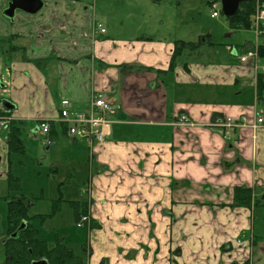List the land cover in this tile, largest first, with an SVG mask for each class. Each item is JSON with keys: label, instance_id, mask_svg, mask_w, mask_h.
Segmentation results:
<instances>
[{"label": "crops", "instance_id": "1", "mask_svg": "<svg viewBox=\"0 0 264 264\" xmlns=\"http://www.w3.org/2000/svg\"><path fill=\"white\" fill-rule=\"evenodd\" d=\"M12 1L0 0V108L10 118L7 127L0 121V209L9 213L12 200L28 212L40 205L32 186L19 190L22 158L62 174L52 187L57 194L72 192L83 169L76 198L61 208L42 203L52 212L38 214L54 216L68 205L76 221L89 215L78 229L89 234L88 264H253L262 242L257 206L235 205L234 190L252 188L264 202V126L217 121L264 114V56L257 68L239 57L264 45V35L256 42L251 29L230 23L224 38L213 30L195 41L170 35L166 25L177 20L162 11L174 0H41L35 13L19 6L11 19ZM177 40L202 46L185 49L171 68ZM99 94L114 106L105 140L70 135L62 100L86 112ZM30 134L41 142L36 152Z\"/></svg>", "mask_w": 264, "mask_h": 264}, {"label": "rangeland", "instance_id": "2", "mask_svg": "<svg viewBox=\"0 0 264 264\" xmlns=\"http://www.w3.org/2000/svg\"><path fill=\"white\" fill-rule=\"evenodd\" d=\"M110 2L112 0H109ZM135 2H141L144 3V0H125L124 5L127 6L128 3H134ZM163 1L165 3H168L171 0H159ZM177 1V4H174L173 9H163L162 13L164 17L172 16L174 19L177 20L172 23L167 28L168 34L174 35L175 31L180 35L181 33L184 34L186 40H196L198 38V34H202L199 38L203 40V38H206L208 32L210 30H213L216 33L217 37H223L225 34V30L227 29L226 25L229 24L228 19L222 12V5H221V14L218 18H212L211 17V5H208L209 0H174ZM171 11V13H170ZM155 15L152 17L153 19H156V17L160 16L159 12H153ZM166 13H170V15H167ZM131 24L136 22L135 19L130 21ZM180 26V28H179ZM258 41V40H257ZM229 116V115H227ZM30 140L27 138V141H30L31 144L34 146L33 151L36 152L39 149V145L41 142H38L37 139L30 134L29 135ZM47 144V143H45ZM45 144H42L45 146ZM42 154L39 153H33L34 158L41 156ZM24 160V164L26 165V168L23 167L21 169V172L19 170V176H20V188L19 190L25 188L26 191L30 190V187L32 186L34 188L33 193L38 194V200L40 201V205L35 206L31 211H29L28 216L31 218V223L34 228L39 229L40 236L50 242L51 244L54 243L56 236L59 234L62 236V234H66L68 241L73 245L75 250L77 252H80L82 249L83 243L88 239V233L87 235H84L81 230L78 229H85L86 225L79 226V220L76 221V216L73 214V210L71 206L64 205L63 209L59 210L57 215L50 217H41L39 212H42V210H48L52 212L51 209H46L44 207H41L42 203L47 202H53L56 205L60 206L64 202L65 204L69 203V199L72 196V199L75 197V190L80 185L76 183L77 180H83V169H80V175L78 178L73 179V184H71V190L72 192H68L65 190L61 194L55 193V191L52 189L55 185V182H57L60 178H62L61 173H50V169L47 168L46 165L43 167L38 166V164L33 160L29 158H22ZM47 164V162H46ZM52 175V176H51ZM38 181V182H36ZM39 187H44L45 190V197L44 195L39 191ZM64 193V195H63ZM64 196V197H63ZM52 199V200H51ZM4 205V204H3ZM3 205L0 203V207H3ZM259 205V204H258ZM257 205L255 219H256V225L255 228L258 229L256 231V235H259L262 237V242L260 241L256 251L254 253L253 258V264H264V252L261 251L262 248H264V202L261 203L259 206ZM47 206V205H46ZM8 211L0 209V263L4 261L6 253L5 248L2 245V241L4 238H6V230L8 228ZM85 263L88 264V258L84 254Z\"/></svg>", "mask_w": 264, "mask_h": 264}, {"label": "trees", "instance_id": "3", "mask_svg": "<svg viewBox=\"0 0 264 264\" xmlns=\"http://www.w3.org/2000/svg\"><path fill=\"white\" fill-rule=\"evenodd\" d=\"M256 10V0L242 2L241 7L235 15L226 17L232 28L252 29L254 14ZM202 43H195L185 40H177L176 47L172 56L171 68L176 65L177 58L185 49H196L201 47ZM261 56H264V45L259 47ZM264 93V75L259 76L258 95ZM11 134V143L16 139L14 133ZM19 149V147H15ZM261 198V197H260ZM260 198H255L252 188L236 187L234 190V204L237 206H251L254 202L257 206ZM256 199V200H255ZM24 202V201H23ZM12 207L8 213V228L6 230V239L4 242L5 261L3 264H32L34 261L45 260L48 264H86L84 254L86 255V246L83 245L81 251L77 252L74 247L66 240V235L56 236L54 243H50L40 236V231L34 228L31 223L29 212L19 207V202L11 201ZM52 216V215H51ZM81 215L77 217L80 220ZM24 225V226H22ZM16 233L14 236L13 234ZM102 264H105L104 262ZM236 264V263H235ZM244 264H250L247 261Z\"/></svg>", "mask_w": 264, "mask_h": 264}, {"label": "built area", "instance_id": "4", "mask_svg": "<svg viewBox=\"0 0 264 264\" xmlns=\"http://www.w3.org/2000/svg\"><path fill=\"white\" fill-rule=\"evenodd\" d=\"M256 10L254 14L253 32L256 37V42L260 36L264 35V0H256ZM212 17H219L221 2L219 0H211ZM99 30L105 32L102 25H99ZM242 63L253 62L255 68L259 67L260 52L259 46L256 44L254 48L247 50L243 55H240ZM261 70L264 72V63L260 65ZM61 117L62 120L68 124V132L72 136L85 138L93 143H102L106 138V127L110 121L107 114L114 110L112 103L106 100L104 95H94L89 101L90 108L86 112L73 111L69 108L70 101L63 99L61 102ZM219 120L218 124L222 126L238 125L248 127L253 131L264 126V114H257L254 118H250L248 114L243 113L240 117L225 116ZM10 118L5 115L0 108V121L1 124L7 125ZM181 120L188 122L187 116H181ZM7 127V126H6ZM41 132L48 133L50 126L47 122H42ZM91 220L89 215L81 216L79 226L88 224Z\"/></svg>", "mask_w": 264, "mask_h": 264}, {"label": "water", "instance_id": "5", "mask_svg": "<svg viewBox=\"0 0 264 264\" xmlns=\"http://www.w3.org/2000/svg\"><path fill=\"white\" fill-rule=\"evenodd\" d=\"M244 1H251V0H221L222 4V12L226 17H230L236 14L239 10L240 5ZM41 0H13L8 8L5 10V14L13 19L15 17L16 9L19 6H23L22 8L31 12L35 13L42 7ZM10 105L7 101H3V106L7 109V106ZM9 109V108H8ZM7 109V110H8ZM24 226V225H22ZM14 236L16 233L13 234ZM32 264H48L45 260L34 261Z\"/></svg>", "mask_w": 264, "mask_h": 264}, {"label": "bare ground", "instance_id": "6", "mask_svg": "<svg viewBox=\"0 0 264 264\" xmlns=\"http://www.w3.org/2000/svg\"><path fill=\"white\" fill-rule=\"evenodd\" d=\"M19 196V195H18Z\"/></svg>", "mask_w": 264, "mask_h": 264}]
</instances>
